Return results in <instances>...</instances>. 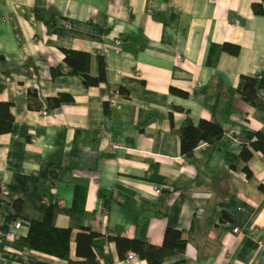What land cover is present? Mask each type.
I'll list each match as a JSON object with an SVG mask.
<instances>
[{
	"label": "crops",
	"instance_id": "obj_1",
	"mask_svg": "<svg viewBox=\"0 0 264 264\" xmlns=\"http://www.w3.org/2000/svg\"><path fill=\"white\" fill-rule=\"evenodd\" d=\"M64 50L90 54L93 77L102 58L106 81L65 73ZM0 101L15 117L0 134V264H66L8 237L16 222L27 237L50 208L71 229L72 259L92 231L103 264H147L121 259L114 239L162 245L171 228L188 242L165 264H264V156L228 160L243 133L264 129V0H0ZM188 120L219 124V149L183 155Z\"/></svg>",
	"mask_w": 264,
	"mask_h": 264
},
{
	"label": "trees",
	"instance_id": "obj_2",
	"mask_svg": "<svg viewBox=\"0 0 264 264\" xmlns=\"http://www.w3.org/2000/svg\"><path fill=\"white\" fill-rule=\"evenodd\" d=\"M225 49L232 54H237L240 48L232 44H226ZM64 54L65 64L67 66V72L65 73L81 76L85 87H96L106 81V68L102 58L100 59L99 76L93 77L90 73V54L71 50H64ZM61 71L60 68L53 69V74L59 75L62 73ZM245 88L249 96H254L255 80L248 79ZM173 92L182 96L188 95L187 92L182 90L173 89ZM118 93L125 97L129 96V92L125 88H122ZM28 99L33 102L30 105L31 108L36 110L43 108L42 104L38 101L37 90H31ZM67 99L70 100L71 97L66 95L59 98H50L48 100L49 106L50 108H57ZM10 109V103L0 101V134L9 133L15 127V117ZM224 133L223 128L217 123L201 120L198 125H195L191 120H188L180 130L181 153L192 158L201 142L209 143L214 148L219 149V142L223 138ZM240 139V154L228 155L231 169H235L237 159L247 164L257 152L264 156V129L256 132H245L241 135ZM244 171L248 178L252 177V170L247 165ZM261 189L264 191V186H261ZM1 192L2 187L0 185V194ZM223 221H231L227 213L223 214ZM98 236L99 234L92 231H82L77 237V259H72L70 256L71 229L56 227L53 224V212L50 208L45 213L43 220L33 221L31 223L27 237L18 238L17 245L27 252L35 251L58 257L66 262V264H103L102 259L99 258L100 255L94 242ZM114 241L117 244L121 259L127 258L128 254L132 252L139 259L145 260L147 264H165L167 259L184 254L188 242L183 231L171 228L167 230L162 245H155L150 242H143L122 236L116 237ZM176 264H185V262L179 261Z\"/></svg>",
	"mask_w": 264,
	"mask_h": 264
},
{
	"label": "built area",
	"instance_id": "obj_3",
	"mask_svg": "<svg viewBox=\"0 0 264 264\" xmlns=\"http://www.w3.org/2000/svg\"><path fill=\"white\" fill-rule=\"evenodd\" d=\"M213 1H214V0H213ZM116 44H117L118 46L122 45V37H121V36H119V37L116 39ZM138 75H140V73H138ZM112 148L115 149V150H118V149H120V148H123V143H121V142H116V141H115V142H113V144H112ZM20 228H21V222H16V224H15V229L18 231V230H20ZM17 231H12V232L8 233V237H9L10 239H14V240L18 239V238H19V233H18ZM234 232H235V233H239V232H240V229H239V228H234ZM124 234H125V233H124ZM124 234H123V235H124ZM135 257H136V255H135L134 253L130 252V253L128 254V256H127V259H128V260H133Z\"/></svg>",
	"mask_w": 264,
	"mask_h": 264
},
{
	"label": "water",
	"instance_id": "obj_4",
	"mask_svg": "<svg viewBox=\"0 0 264 264\" xmlns=\"http://www.w3.org/2000/svg\"><path fill=\"white\" fill-rule=\"evenodd\" d=\"M55 173V171H52V174Z\"/></svg>",
	"mask_w": 264,
	"mask_h": 264
},
{
	"label": "rangeland",
	"instance_id": "obj_5",
	"mask_svg": "<svg viewBox=\"0 0 264 264\" xmlns=\"http://www.w3.org/2000/svg\"><path fill=\"white\" fill-rule=\"evenodd\" d=\"M212 2H213V0H212ZM181 58V57H180Z\"/></svg>",
	"mask_w": 264,
	"mask_h": 264
}]
</instances>
